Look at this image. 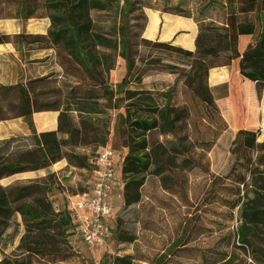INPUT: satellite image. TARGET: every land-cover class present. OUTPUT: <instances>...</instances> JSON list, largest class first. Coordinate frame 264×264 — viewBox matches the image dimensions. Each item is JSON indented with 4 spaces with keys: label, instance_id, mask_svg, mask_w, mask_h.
Segmentation results:
<instances>
[{
    "label": "rangeland",
    "instance_id": "obj_1",
    "mask_svg": "<svg viewBox=\"0 0 264 264\" xmlns=\"http://www.w3.org/2000/svg\"><path fill=\"white\" fill-rule=\"evenodd\" d=\"M86 2L92 6L89 22L74 34L46 37L62 74L46 84L41 100L48 104L37 105L31 115L16 114L30 122L35 112L59 111L57 129L37 133L32 127L33 136L17 134L12 149L0 140V171L23 169L0 177V264H154L161 256L162 264H220L233 252L237 264H256L249 248H238L236 211L226 201L232 187L248 179L254 150L243 134L234 133L230 115L222 117L215 90L195 66L217 43L198 31L189 49L178 43L189 29L170 36L165 31L176 22L193 21L200 30L222 20L225 0ZM67 8L63 0H0V19L47 17L52 24L80 18ZM103 54L116 59L109 73L101 68ZM128 86L156 94L133 96ZM224 124L227 129L219 133ZM105 146L127 156L130 172L147 178L139 203L114 204L107 243L90 246L78 235L68 202L88 190L93 160ZM31 152L36 161L26 159ZM11 153L23 160L8 161ZM44 156L48 166L29 169V162ZM24 185L33 197L22 195ZM27 222L40 224L30 239L23 237ZM64 231L67 242L60 238Z\"/></svg>",
    "mask_w": 264,
    "mask_h": 264
},
{
    "label": "trees",
    "instance_id": "obj_2",
    "mask_svg": "<svg viewBox=\"0 0 264 264\" xmlns=\"http://www.w3.org/2000/svg\"><path fill=\"white\" fill-rule=\"evenodd\" d=\"M63 1L68 6L66 12L72 14L76 13L80 18L67 17L60 22H52L53 25L51 24V30L48 31V35L51 39L54 37L51 35V32H55L59 35H67L68 33L74 34L77 31L76 28L80 26L81 23L89 22L90 8L92 7L90 2H86L85 0L80 4L79 0ZM222 8L225 11L222 20L207 23L200 27L198 36L212 38L214 42L217 43V48H215L212 54H201L199 60H201L200 62L202 63L196 64V68H198L200 72L202 71L201 75H207L208 79L209 70L211 68L219 65H228L232 61L239 59L240 74L248 81L255 83L259 88L263 89L264 0H225ZM62 18H65L64 15ZM241 35L251 36V41L247 44L243 52L239 49V37ZM21 36H24V34H19L16 37ZM8 39L9 37L7 35L0 34V42H5ZM99 61L101 68L106 73H109L115 68L116 59L108 54L101 55ZM205 70L206 73L203 72ZM56 79L54 74H49L42 78L32 79L27 85L23 83L0 85V119L14 117L16 114L20 116L31 115L34 110L33 108H38L37 105H47L48 102L44 103L45 101L41 100V98H43L42 94L48 91V85L46 84L50 81H56ZM128 88V91L133 96H152L156 94L152 90L141 87L131 88L128 86ZM167 93L168 91L161 92L160 95L165 96ZM69 99L74 100V96L69 95ZM49 105H53V102H50ZM17 109L19 110L18 112ZM22 109L24 111H22ZM145 115L150 117L149 112ZM146 122H150V120H146ZM30 123L33 125L31 119ZM142 124L145 125L144 122H142ZM148 129L150 132H153V124L149 123ZM226 129L227 125L224 124L219 133ZM259 132L260 130L249 129L237 133L243 134L245 141L252 145L255 158L249 170L248 179L243 184L234 185L232 187V197L230 200L226 201L227 204L230 205L232 212L236 211L237 226L234 236L238 243V248H249L251 250V261L256 264H264V141H258ZM43 135H47V133H43ZM37 138L38 136L34 135L35 141ZM15 139L16 137H13L3 141L2 147L12 149ZM150 141L151 140L148 138L147 145L151 144ZM210 146H213V144H210ZM145 154L146 153L142 151L139 155ZM17 158L18 160H23L21 156H16V154L11 153L8 161H16ZM26 159L28 161H36L38 159L37 154H35V152L28 153ZM145 161L142 162V165L147 169L148 163ZM122 164V178L125 182L124 201L125 204L129 206L139 203L142 200V188L146 182L147 176L145 173L138 174L130 172L128 170L127 156L124 158ZM27 165L29 169L36 170L48 166V159L45 157L42 158L39 163L29 162ZM19 170L5 168L0 171V177L8 174L10 175ZM30 187V185H24L20 189L24 197H33L31 194L32 192L29 193L31 190ZM22 203H28V201L23 200ZM230 217L232 220L235 218L234 215ZM38 225L40 224L27 222V230L23 237H27V239H30V237L32 238L34 234H36L34 230ZM65 233V231L61 232L60 238H63V240L67 242ZM171 252H173V250H171ZM161 257L156 260L154 264H162L161 260L163 258ZM238 259L239 256L235 252L230 254L225 253L220 264H237L238 262L236 261H238Z\"/></svg>",
    "mask_w": 264,
    "mask_h": 264
},
{
    "label": "crops",
    "instance_id": "obj_3",
    "mask_svg": "<svg viewBox=\"0 0 264 264\" xmlns=\"http://www.w3.org/2000/svg\"><path fill=\"white\" fill-rule=\"evenodd\" d=\"M0 34L7 35L9 39L0 42V85H15L27 83L36 78H42L49 74L61 77V70L57 67L56 59L51 53L53 50L47 47L48 31L51 21L47 17L1 18ZM151 30L147 33L151 36L155 33L156 24L152 23ZM189 29L178 38V43L185 44L189 49L194 48V39L198 34V26L192 21L176 22L165 30L170 34ZM19 34L24 36L16 37ZM251 41V36L239 37V49L241 52ZM28 76H30L28 78ZM209 86L215 90L216 103L220 105L222 117H231L234 133L245 130H260L259 140L264 141V88H259L255 83L245 79L239 71V59L228 65H219L210 69L208 75ZM223 89L219 95L218 90ZM222 101V105L220 102ZM229 107V109H228ZM227 109V110H226ZM31 122L23 117L0 119V140H9L16 137L31 136L32 127L37 133L54 131L59 125V111L35 112L31 116ZM123 201V200H122ZM120 200H115V204Z\"/></svg>",
    "mask_w": 264,
    "mask_h": 264
},
{
    "label": "built area",
    "instance_id": "obj_4",
    "mask_svg": "<svg viewBox=\"0 0 264 264\" xmlns=\"http://www.w3.org/2000/svg\"><path fill=\"white\" fill-rule=\"evenodd\" d=\"M121 156L111 146L101 148L93 160L88 190L69 199L68 212L77 223V233L90 246L107 243V223L113 215L115 200H124L125 182L117 170ZM121 159L123 162L124 156Z\"/></svg>",
    "mask_w": 264,
    "mask_h": 264
}]
</instances>
